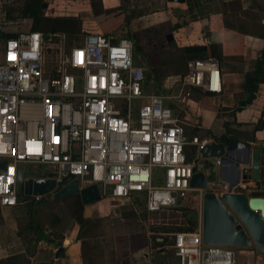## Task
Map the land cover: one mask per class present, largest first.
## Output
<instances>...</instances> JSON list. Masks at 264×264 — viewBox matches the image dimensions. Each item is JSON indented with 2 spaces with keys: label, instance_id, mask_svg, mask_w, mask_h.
<instances>
[{
  "label": "built area",
  "instance_id": "1",
  "mask_svg": "<svg viewBox=\"0 0 264 264\" xmlns=\"http://www.w3.org/2000/svg\"><path fill=\"white\" fill-rule=\"evenodd\" d=\"M0 16V211L19 206L25 166L38 171L30 178L54 180L56 190L74 180L101 185L103 199L138 214H180L196 202L198 228L161 234L171 242L166 250L179 264H238L232 248L203 243L204 195L228 191L214 172L221 160L209 159L210 189L191 187L205 165L202 150L217 141L189 137L176 114L186 113L193 89L222 94L220 61L191 60L177 92L149 93L131 39L90 32L69 46L67 35L48 37L30 19Z\"/></svg>",
  "mask_w": 264,
  "mask_h": 264
},
{
  "label": "crops",
  "instance_id": "2",
  "mask_svg": "<svg viewBox=\"0 0 264 264\" xmlns=\"http://www.w3.org/2000/svg\"><path fill=\"white\" fill-rule=\"evenodd\" d=\"M111 1L114 2L113 6H107L105 2L106 7L118 6L117 0ZM215 2L219 12L214 9L211 0H186L185 3L178 5L181 6L179 8L182 10V14L180 21L175 25L179 28L173 32L174 40L172 42L174 44L172 49L167 51V48L164 53H160V57L157 56L160 75L167 76V78L159 82L157 78L150 79L154 82V86L156 85L154 92L161 93L168 88L177 92L180 88L181 78L188 71V62L194 59L185 54L183 49L205 46L208 49L207 55L220 61L222 94L207 96L200 90H191L188 112L186 110V113L180 114L176 110V114L186 122L187 135L200 138L207 135L216 140L223 138L229 132L235 136L233 139L246 141L252 145L260 144L264 147V126L261 130L256 131L260 121L264 122V38L261 37L264 36V0H215ZM49 8L53 7L47 5L46 9ZM68 9L82 11L80 7H69ZM51 12H57V9H51ZM60 14L64 15L62 12L50 17L80 16L78 13H67L66 16ZM86 14H89L88 9H86ZM94 20L98 29L99 25L100 29H104L101 27V23L104 21H100L98 17H94ZM83 23L86 25L84 21ZM84 25L83 28H85ZM102 31L103 34H113L112 31L107 32L105 29ZM166 54H169V57L162 58ZM260 61L261 66L259 65ZM258 68L261 72L258 71ZM144 70L146 72L145 68ZM258 72L261 81L257 98L250 106L234 114V111L247 98L248 89L254 88V79ZM261 161L262 168H264V151H262ZM233 174V171L229 172V175L233 176ZM219 176H221V170H219ZM75 198L72 197V199ZM109 201L110 199H103L96 204L84 206L83 216L86 220L94 223L92 225L94 230H90V233L83 240L80 239L79 235L80 227L72 218L74 224H71L72 227L64 234V237L55 239V241L50 239L42 242L39 247L40 250L47 251L46 248L48 247V255L53 259L54 264H117V255L120 253L118 245L123 246L125 242L124 248L127 251L123 254L128 255L121 264H159L158 259L163 260L160 264H179L176 258L171 263L169 257L166 259L165 252L155 249L151 236L158 233L150 230L136 228L128 232H117L111 235V245L109 243L108 250L101 248L98 250L97 246L102 242L98 240L106 236L100 230V226H102L105 216L107 217L111 212L112 206L109 205ZM106 204L109 206L107 207ZM9 211L7 209L0 213L3 220L0 222V261L17 255H25L31 264H47L45 260L39 261L37 259L41 254L39 251H36V255H28L29 250L25 248L19 253H7L8 249L11 248L12 250L13 247L7 248V244L3 245L2 242L11 245L15 240V231H17L13 227V217ZM116 212L119 213L117 210ZM148 217L150 219L152 216ZM8 228L9 231L11 229L12 231L5 233ZM138 238L142 240L137 244ZM156 241L161 242L160 237ZM83 243L88 245L89 253L85 251L86 245L84 246ZM43 245H46V248ZM62 247L66 251V258L57 260L56 253ZM155 250L161 253L155 254ZM102 259L103 263L98 262ZM256 264H264V261L258 260Z\"/></svg>",
  "mask_w": 264,
  "mask_h": 264
},
{
  "label": "rangeland",
  "instance_id": "3",
  "mask_svg": "<svg viewBox=\"0 0 264 264\" xmlns=\"http://www.w3.org/2000/svg\"><path fill=\"white\" fill-rule=\"evenodd\" d=\"M107 6H113L114 2L111 0H102V11L109 10L108 14L107 12L104 14V17L102 18L103 23L107 21L106 29L105 30H112L113 23L118 24V22H114L113 19L110 18L109 14H113L116 10L117 12H120V14L117 16V18L125 19L126 15H133V18L128 26L124 27V33H128L130 31V35L134 38L135 42L139 45V47L143 50V52L146 53L148 57V63L155 62L159 63L160 53H164L163 49L161 51L160 48H162L163 39L160 37L163 33H170L175 25L180 21L182 10H180L178 6L179 4L171 3L169 0H117L118 6L117 7H106ZM15 3V4H14ZM18 0H12L10 3L6 4L5 1H0V13L6 12L7 9L11 6L18 5ZM92 0H46V4L50 7L45 10V14L47 16H54L55 14L62 13L66 16L67 13L71 14H80V18L83 19L86 25H84V32L90 33H102L104 29H99L94 24V17H96V10L92 6ZM89 6V7H88ZM91 6V7H90ZM8 7V8H7ZM10 7V8H11ZM55 7V8H54ZM60 7V9H59ZM78 8L82 10L81 12L75 9H68V8ZM51 9H57V12H51ZM86 9H88L89 14H86ZM50 10V11H48ZM49 13H48V12ZM55 11V10H54ZM83 13V14H81ZM141 13V14H140ZM1 20V16H0ZM33 25V20H32ZM103 24H101L102 27ZM118 30H113L112 33L114 36H117ZM174 31H172L173 34ZM132 33V34H131ZM160 33L159 35H157ZM84 34V35H85ZM169 35V34H168ZM83 36V35H82ZM83 37H73L69 39V46H73L77 43L82 42ZM161 43V44H160ZM137 45V50H138ZM172 48L168 47L167 51H170ZM168 53V52H166ZM163 56V55H162ZM161 56V57H162ZM168 58L169 54L164 55L162 58ZM137 64L139 66L144 67L143 65L146 64V61L139 52L137 53ZM144 67L146 69L147 77L149 76V70L147 68V65ZM159 67V66H158ZM152 78H148L146 88L149 93H154V90H156V85L154 86V82L150 80ZM188 112V108L186 109ZM26 170V174L22 175L21 177V183H24L25 179L30 178L32 175H37L38 171L34 167H24ZM261 175L262 178L260 182H253V181H247L245 183H242V186L239 190H237V193H243L248 196H252L254 193H260L264 195V168L261 169ZM209 180L211 178L209 177ZM22 186V184H20ZM109 205H111L112 209L109 215L104 218L102 226H100V230L106 234L105 238L101 237L100 240L102 241L97 247L98 250L104 249L108 250V245L110 243L111 245V235L117 233V232H128L132 231L136 228L138 229H144V230H150L155 234L154 236H151L152 244L156 248L155 239L160 237L161 234H165L163 232L164 227H171L173 225H178L180 223H185L183 219L180 217V214L176 211H164L162 213L153 215L149 219V215L145 213H136V211L133 209L130 205H125L124 207L119 204V202L110 200ZM105 205V204H104ZM107 207L109 206L106 204ZM79 206L76 204V199H65V200H55L53 199L52 195L46 196L41 201H36L35 204L31 205L26 202H22L19 204L18 207L10 210L11 216L13 217V227L17 229L15 231V240H13V243L10 245L8 243L2 242L3 245H6L7 248L13 247L8 249L7 253H19L25 248H28L29 252L28 255H31V253H34L33 255H36V251H39L41 254L37 257L39 261H46V263L54 264V261L52 258L48 255V247L46 248V245H43L47 251L40 250V244L46 239H41V235H44L46 238H51L52 241H55L61 239L64 237V234L70 230L72 225L74 224L72 222V218L79 214ZM105 209V208H104ZM119 211V213L116 212V210ZM2 211H0L1 213ZM84 212V210H83ZM105 212V210H104ZM108 212V211H107ZM117 213V214H116ZM104 217V216H103ZM2 215H0V222H2ZM72 224V225H71ZM12 229L9 231V228L5 230V233L11 232ZM103 238V239H102ZM123 238V237H121ZM168 238V237H167ZM102 239V240H101ZM142 239L138 238V242H140ZM168 241L169 238H168ZM48 242V241H47ZM94 243V242H93ZM123 245V244H122ZM125 245V242H124ZM123 246L118 245V249H120V253H118L117 257V264H121L123 260L128 255H124L123 253H126L127 249L125 250ZM5 248V247H4ZM101 248V249H100ZM11 250V251H10ZM97 250V249H96ZM237 256L238 264H256L258 260L264 261V255L260 254L257 249L253 246L252 248H232ZM158 250H155V254H160ZM166 259L169 257V260L171 263H173V260L176 258L174 252L171 249L166 250ZM27 257L24 255V258L15 264H31V261L27 262ZM122 260V261H121ZM168 261V260H167ZM166 261V262H167ZM98 262L103 263V259L99 260ZM159 264L163 262V260L158 259ZM165 262V263H166Z\"/></svg>",
  "mask_w": 264,
  "mask_h": 264
},
{
  "label": "water",
  "instance_id": "4",
  "mask_svg": "<svg viewBox=\"0 0 264 264\" xmlns=\"http://www.w3.org/2000/svg\"><path fill=\"white\" fill-rule=\"evenodd\" d=\"M171 3L183 4L186 0H169ZM47 8V5H44ZM174 40L173 34L167 35L168 43ZM207 96H215L206 92ZM262 151L260 144L231 139L229 142H213L202 150L205 160L204 168L194 174L191 180L192 188L210 189L208 178L211 176L212 161L219 158L222 183L228 187L223 195L207 192L203 201V243L206 246L226 248H252L264 255V195L248 196L236 191L247 181L260 182L262 169ZM233 171V176L229 172ZM101 185L86 182L80 187L77 180L72 181L62 189L56 190V182L46 179H25L22 190L28 197L53 196L55 200H65L79 196L84 206L101 202ZM66 258L62 247L56 253V259Z\"/></svg>",
  "mask_w": 264,
  "mask_h": 264
},
{
  "label": "trees",
  "instance_id": "5",
  "mask_svg": "<svg viewBox=\"0 0 264 264\" xmlns=\"http://www.w3.org/2000/svg\"><path fill=\"white\" fill-rule=\"evenodd\" d=\"M18 5H14L10 8L7 9V18L8 19H30L33 20V31L36 32H42L46 36H54L58 34H64L69 36L70 38L73 37H79L84 34V28H83V20L79 17H50L45 14V9L44 5L46 4V0H18ZM92 6L96 10V17L101 21L102 18L104 17V14L109 12V10H104L105 12L102 11V0H92ZM211 3L214 6V9L219 12L216 6L215 0H211ZM229 6V4H227ZM226 5V6H227ZM113 14H109L110 18L114 20V22H118L119 25L113 23L112 25V30H107V32H111L113 30H118L117 38H128L131 39L134 44H135V55L137 58V53L139 52L141 55H143L147 68L149 70V76L147 77L146 74V84L148 81V78H157V81H161L162 79L167 78V76H161L160 75V68L158 67L157 63L155 62H150L148 63V57L145 52L139 47V45L135 42L134 38L130 35V31L128 33H124V27L128 26L133 18V15H126L125 19L122 18H117V16L120 14V12L116 13L115 11ZM141 14V13H140ZM103 24L102 27L106 29L107 21ZM106 24V25H105ZM178 26H175L172 31L178 29ZM264 28V27H263ZM123 30V31H122ZM241 30V29H240ZM121 31V32H120ZM172 31L170 33H172ZM168 33V34H170ZM132 34V33H131ZM158 33L157 35H159ZM167 33H163L160 35L163 39V44H162V49L163 51L166 50L168 47H172L174 42L168 43L167 41ZM110 35V34H109ZM264 38V36H261ZM161 44V43H160ZM137 45H138V50H137ZM184 53L189 55L191 58H194L193 60H201L205 59L208 57V49L205 46H193V47H186L183 49ZM259 65L261 66V61L259 62ZM258 71L261 72V70L258 68ZM257 73L254 79V88L253 89H248L247 91V98H245L244 102L240 104V107H238L235 111L234 114L237 112H241L248 106H250L253 101L257 98V94L259 91V86H260V78L259 76L260 73ZM147 89V88H146ZM264 126V122L260 121L259 125L256 127V131H259L262 129ZM235 138L232 134L227 132V134L221 138V139H216L217 141L220 142H229L231 139ZM237 138V137H236ZM196 148H190V151H188V160L190 162L194 161V157L196 155ZM253 197H261L263 194L260 193H254L252 195ZM76 198V204L79 206V214L73 217L77 224L80 227V239H84L87 237V235L90 233V230H94V227L92 226L94 223L90 220H86L83 216V210H84V205L81 202V199L79 196H75ZM20 203H29L31 205L36 203V200L26 196L23 192L20 194ZM78 209V210H79ZM198 205L196 202L193 204L187 205L183 208L180 209V217L185 221V223H180L178 225H173L171 227H164L163 232L164 233H173V232H194L198 226H199V216H198ZM50 240L51 238H46L44 235H41L40 240ZM155 244L156 248L160 249L161 252H166V247L171 244L170 241H168V238H164L163 242H157L155 239ZM85 246L86 243H83ZM88 245L85 246V251L89 253V248ZM32 255L34 253H31ZM24 258V255H17L8 259H4L0 261V264H15ZM27 262L29 263L30 260L27 259ZM30 264V263H29Z\"/></svg>",
  "mask_w": 264,
  "mask_h": 264
},
{
  "label": "flooded vegetation",
  "instance_id": "6",
  "mask_svg": "<svg viewBox=\"0 0 264 264\" xmlns=\"http://www.w3.org/2000/svg\"><path fill=\"white\" fill-rule=\"evenodd\" d=\"M239 189H240V188H239ZM239 189H238V190H239Z\"/></svg>",
  "mask_w": 264,
  "mask_h": 264
}]
</instances>
